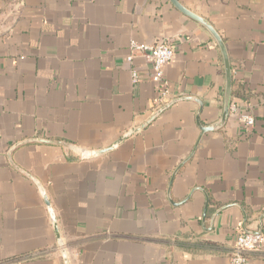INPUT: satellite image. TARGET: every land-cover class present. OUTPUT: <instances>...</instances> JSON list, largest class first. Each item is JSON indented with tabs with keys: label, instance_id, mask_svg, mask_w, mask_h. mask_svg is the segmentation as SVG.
Segmentation results:
<instances>
[{
	"label": "crops",
	"instance_id": "obj_1",
	"mask_svg": "<svg viewBox=\"0 0 264 264\" xmlns=\"http://www.w3.org/2000/svg\"><path fill=\"white\" fill-rule=\"evenodd\" d=\"M178 1L223 38L232 101L255 119L245 128L230 111L194 150L199 106L187 97L202 101L199 120L210 124L224 84L219 49L198 22L169 0H0V264H64L42 191L69 264H229L243 232L236 204L247 214L245 227H257L264 213V0ZM163 37L174 48L166 85L152 78L149 53L127 60L129 39ZM64 143L117 145L79 159ZM247 260L264 264V250Z\"/></svg>",
	"mask_w": 264,
	"mask_h": 264
},
{
	"label": "water",
	"instance_id": "obj_2",
	"mask_svg": "<svg viewBox=\"0 0 264 264\" xmlns=\"http://www.w3.org/2000/svg\"><path fill=\"white\" fill-rule=\"evenodd\" d=\"M169 1L171 2V4L176 9H178L180 12H182L186 16L192 18L196 22H198L202 27H204L209 32V34L214 39V41H215V43H216V45H217V47L219 49L221 60H222V65H223L224 84H223L222 98H221V103H220L221 112H220L219 117L215 121H213V122H211L210 124H207V125L202 124L201 121L199 120V114H200V111L202 110V106H203L202 101H200L196 97H187V98L195 101L198 104V106H199V109H198V111L196 113V125H197L198 129L200 130V134H199V137H198V139H197V141H196V143H195V145L193 147V150H194L196 148L201 136L205 132L219 130L221 127H223V125L225 124V122H226V120L228 118L229 111H230V104L232 102V86H233L232 67H231L230 57H229V54H228V50H227L226 44H225L223 38L221 37V35L214 28V26L206 18H204V17L194 13L190 9L186 8L184 5H182L180 3V1H178V0H169ZM182 98L183 97H179V98H176V99H171L170 101L165 103L163 106L158 108L153 113V115L141 126H144L147 122H149L154 117H156L161 111L166 109L169 105H171L175 101H178L179 99H182ZM137 129H139V127H135L134 129H130L127 133L124 134V136H127V135H130V134L134 133ZM30 140L45 141V139H42L40 137H35L33 139H30ZM62 145L66 149L67 152H68L67 149L71 148V144L70 143H64ZM116 145H117V143H114L108 148L91 150V151L88 152V158L95 157V156H98V155H100L102 153H105L109 149L114 148ZM193 150H192V152H193ZM189 156H191V154ZM189 156L186 159H184L182 161V163L179 164L177 169L180 168L183 165V163L189 158ZM37 186L40 187V184L37 183ZM190 194L191 193H189L188 196H190ZM42 198H43V200H44V202L46 204L47 211H48L50 217L52 218V225L54 227V230L57 233V244L60 245L61 244V240H60V236H59V230H58V226H57L56 217H55V215H54V213L52 211V208H51L50 202H49V200L47 198V195L43 191H42ZM205 202L206 203H205V206H204V213L203 214H205V211H206L207 199H206ZM229 205L230 204L223 205V206L219 207L218 209H216V211L212 215V219L214 218V216L218 212H220L224 208L228 207ZM236 205L242 210V213H243V219H242V222H241V228H242L243 232H245V233H260V232H262L263 231L262 218L264 216V213H262V214H260L258 216V223H257V227L255 229L248 228V227H245V223L247 221V214L245 213V211L242 209V207L240 205H238V204H236ZM203 219H204V217H203ZM63 259H64L63 260L64 264H68L67 259L66 258H63Z\"/></svg>",
	"mask_w": 264,
	"mask_h": 264
},
{
	"label": "built area",
	"instance_id": "obj_3",
	"mask_svg": "<svg viewBox=\"0 0 264 264\" xmlns=\"http://www.w3.org/2000/svg\"><path fill=\"white\" fill-rule=\"evenodd\" d=\"M128 49L129 55L127 56V60L129 62L132 61V55L134 52L150 53L152 56L153 68L152 78L155 81H162L164 85H166L163 77L164 67L168 62L171 61L174 55L173 45L167 38L163 37L161 40L154 41L152 43H144L136 41L135 39H129ZM132 78L134 82L137 81L138 76L135 70H132ZM230 111L236 113L238 122L245 128L253 126L255 119L249 110H240L239 105L232 101L230 104ZM70 144L71 148H68L67 150L73 152L76 158L79 159L88 158V152L94 150L84 148L76 144ZM54 249L56 252H58L62 259L66 258L69 264L70 254L68 248L63 243H61L60 245L57 244V247ZM255 250H264V233H238L233 242L232 251L229 255V264H247L248 260L245 254Z\"/></svg>",
	"mask_w": 264,
	"mask_h": 264
},
{
	"label": "trees",
	"instance_id": "obj_4",
	"mask_svg": "<svg viewBox=\"0 0 264 264\" xmlns=\"http://www.w3.org/2000/svg\"><path fill=\"white\" fill-rule=\"evenodd\" d=\"M192 246H193V248H197V249H210L211 248V246H213V244H211V243H208V242H193L192 243ZM255 251H261V250H255ZM231 253V252H230ZM230 253H229V255H230ZM246 256H247V253L245 254ZM29 255H24L23 257L24 258H27Z\"/></svg>",
	"mask_w": 264,
	"mask_h": 264
}]
</instances>
